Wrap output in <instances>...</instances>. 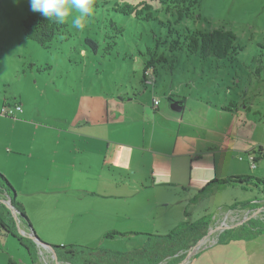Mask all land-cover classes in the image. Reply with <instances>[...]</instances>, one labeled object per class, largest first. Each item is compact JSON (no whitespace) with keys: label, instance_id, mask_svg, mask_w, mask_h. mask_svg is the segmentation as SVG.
<instances>
[{"label":"crops","instance_id":"obj_1","mask_svg":"<svg viewBox=\"0 0 264 264\" xmlns=\"http://www.w3.org/2000/svg\"><path fill=\"white\" fill-rule=\"evenodd\" d=\"M135 74L128 84L116 79L86 83L82 78L67 88L57 114L23 99L17 102L23 111L15 118L0 117V172L15 188L37 235L39 227L58 238L80 228L98 238L109 231L138 233L133 231L144 229L133 220L144 216L160 190L199 191L217 179L220 151L214 146L228 141L229 134L218 129L215 136L209 111L201 109L197 118L180 92L160 90L159 80L145 88ZM175 96L181 111L172 108ZM157 98L159 106L154 104ZM4 99L0 97V110L8 103ZM232 143L227 150L235 154L241 147ZM227 163L232 167H226L228 175L244 176L234 156ZM72 217L84 218L85 226L62 221ZM20 247L0 233V264L18 261L14 254L24 255ZM189 264H264V234L221 241L198 252Z\"/></svg>","mask_w":264,"mask_h":264},{"label":"rangeland","instance_id":"obj_2","mask_svg":"<svg viewBox=\"0 0 264 264\" xmlns=\"http://www.w3.org/2000/svg\"><path fill=\"white\" fill-rule=\"evenodd\" d=\"M140 1L67 0L59 12L60 19L68 24L67 28L57 35L50 48L45 49L25 37L23 21L34 6L44 5L47 0H0V97L10 104L24 99L57 114L67 88L76 87L83 79L86 83L101 80L110 84L116 79L119 84H128L134 72L141 78L147 56L140 52L146 53L148 47L154 49L160 38L165 40L170 35L169 27L180 32L187 28L224 27L236 34L237 43L243 47L230 59L201 60L184 52L171 56L160 45L159 51L166 52L169 59L168 64L158 66L160 90L172 88L180 92L183 99L188 98L186 104L193 107L197 118L201 109L206 114L209 111L208 122L215 136L218 129L229 134L228 141L214 146L220 151L218 176L214 180L232 176L227 172L232 169L227 163L231 156L241 164L242 175L264 179V157L259 153L260 147L264 149V120L254 114L264 110V68L259 70V60L264 63L261 50L264 45V0H200L195 18L178 23L157 1H151L155 20H140L135 14L115 11L116 7L136 6ZM87 38L97 42L96 50L92 42H86ZM178 98L175 96L173 101L179 103ZM164 101L169 105L167 99ZM232 142L241 147L235 154L227 150L232 148ZM251 149H255V155ZM250 156L257 158L256 168H253ZM261 195L260 189L252 184L247 189L232 185L212 186L202 193L173 187L162 189L157 199L151 197L150 208L144 216L133 220L140 227L138 229L144 230L133 232L165 235L185 219L195 222L203 217L212 218L221 207ZM62 221L83 223L80 227L86 222L81 217ZM168 222L174 224L168 226ZM36 231L44 242L53 246L79 244L126 252L142 247L145 242L142 236L104 241L103 236L85 234L81 228L79 232L61 238L53 231L46 234L40 227ZM19 249L24 255L19 258L16 252L18 261L31 264L25 250ZM42 250L43 253L38 251L39 262L47 264L46 260L52 261L54 255Z\"/></svg>","mask_w":264,"mask_h":264},{"label":"trees","instance_id":"obj_3","mask_svg":"<svg viewBox=\"0 0 264 264\" xmlns=\"http://www.w3.org/2000/svg\"><path fill=\"white\" fill-rule=\"evenodd\" d=\"M67 0H47L44 5H36L28 13L23 21V30L28 40L34 41L43 48H50L57 35L67 28V23L60 19L59 12L64 7ZM151 1H157L162 10L174 18V22H182L194 19L196 9L200 0H141L138 5L127 4L116 7L115 11L124 15L135 14L140 20H155L152 11ZM170 22V21H169ZM113 23V22H112ZM160 24L165 26L163 21ZM169 36L165 40H158L157 46L153 49L147 48V52H140L146 55L142 67V83L145 88L155 87L159 79V68L169 63L166 52L161 53L159 46L162 45L165 51L171 56L179 52H184L188 56H198L201 60L209 58L224 60L230 59L239 54L243 47L237 43V36L231 30L224 27L214 29L187 28L183 32L169 27ZM86 42L93 43L96 50L97 42L87 38ZM262 56L264 55V45H261ZM260 66L264 68V63L260 59ZM169 100L172 101L171 98ZM180 104V103H179ZM248 111H252L248 108ZM264 120L263 112L255 111ZM259 153L264 157L263 148H259ZM240 186L247 189L252 184L260 189L264 198V179L252 176H230L221 180H214L206 187L199 190L204 192L207 188L214 186ZM10 199L11 204L19 213V221L25 229H32V224L26 214L23 204L16 199V190L9 180L0 172V233L4 236H11L17 240L19 245L26 251L31 264H40L39 246L29 237L22 235L18 230V220L13 217L11 209L1 203L2 200ZM185 216L188 214L185 212ZM211 217H203L192 222L185 219L178 226L171 229L167 234H143L145 242L142 247L131 251L121 252L102 247H89L79 244L53 246L57 260L70 264H160L167 260L168 264H178L182 260L179 254L195 246L208 232ZM139 233H121L109 231L104 239H113L117 236L127 237ZM264 234V222L251 220L248 223L225 231L221 241L233 239L253 238ZM8 264H21L10 258Z\"/></svg>","mask_w":264,"mask_h":264},{"label":"built area","instance_id":"obj_4","mask_svg":"<svg viewBox=\"0 0 264 264\" xmlns=\"http://www.w3.org/2000/svg\"><path fill=\"white\" fill-rule=\"evenodd\" d=\"M160 101L161 100L157 98L154 101V104L159 106ZM22 111L23 107L20 103L10 104L6 102L0 110V117L15 118L16 113H20ZM250 157L253 168H256L254 156ZM4 203L7 206L9 205L7 201H4ZM211 219L207 234L195 246L179 254L183 258L178 264H189L192 257H194L198 252L218 244L225 231L231 229L233 226L238 228L251 220L264 222V198L262 197L246 204H238L228 208H221ZM39 251L43 253L40 246ZM46 262L47 264H50V262H52L51 264H70L59 261L54 256H52V261L46 260ZM160 264H168V261L165 260Z\"/></svg>","mask_w":264,"mask_h":264},{"label":"water","instance_id":"obj_5","mask_svg":"<svg viewBox=\"0 0 264 264\" xmlns=\"http://www.w3.org/2000/svg\"><path fill=\"white\" fill-rule=\"evenodd\" d=\"M172 108L176 111H181L182 107L180 106L179 103H176L174 105H172ZM2 201H7L8 202V207L11 209V212L13 214V217L18 220V230L19 232L24 235V236H27L29 238H31L37 245L49 250L50 252L53 253V255L55 256V258L57 259L56 257V254H55V250L53 248V245L51 244H48L46 242H44L34 231L33 229V226H32V229H25L20 221H19V213L17 212V210L13 207V205L11 204V200L10 199H6V200H2ZM232 228H236V226H233Z\"/></svg>","mask_w":264,"mask_h":264}]
</instances>
